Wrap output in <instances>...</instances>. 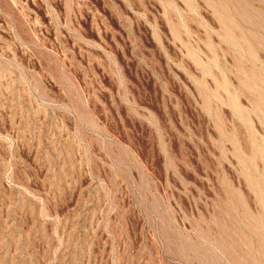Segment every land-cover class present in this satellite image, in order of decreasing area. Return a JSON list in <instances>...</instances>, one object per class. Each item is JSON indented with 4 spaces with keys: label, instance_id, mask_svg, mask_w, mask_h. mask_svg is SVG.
<instances>
[{
    "label": "rangeland",
    "instance_id": "obj_1",
    "mask_svg": "<svg viewBox=\"0 0 264 264\" xmlns=\"http://www.w3.org/2000/svg\"><path fill=\"white\" fill-rule=\"evenodd\" d=\"M0 264H264V0H0Z\"/></svg>",
    "mask_w": 264,
    "mask_h": 264
}]
</instances>
